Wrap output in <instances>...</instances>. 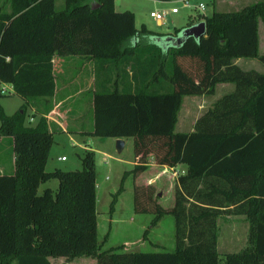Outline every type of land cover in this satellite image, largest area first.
<instances>
[{"label": "trees", "instance_id": "trees-1", "mask_svg": "<svg viewBox=\"0 0 264 264\" xmlns=\"http://www.w3.org/2000/svg\"><path fill=\"white\" fill-rule=\"evenodd\" d=\"M6 2L8 10L0 8V82L23 103L9 115L0 105V135L10 138L13 154V171L0 173V264H52L49 257H89L95 264H264V72L233 63L256 58L264 65L257 51L264 0L198 14L204 33L179 42L192 23L167 33L136 28L133 13L116 11L113 0H63L60 9L54 0ZM55 55H87L94 62L92 123L82 134L132 138L135 162L123 172L109 213L126 174L137 177L149 158L160 167L184 166L167 208L154 184L133 186L134 210L154 213L151 224L172 216L173 250L100 248L94 151L83 150L80 169L44 170L52 131L43 115L54 93ZM186 61L194 67L186 68ZM224 82L233 90L217 98L193 130L174 131L183 95H210ZM37 100L43 108L34 110L33 125L25 124L27 106ZM49 179L57 180L56 189L38 194ZM222 213L242 214L248 229L242 248L220 255L216 221Z\"/></svg>", "mask_w": 264, "mask_h": 264}, {"label": "rangeland", "instance_id": "rangeland-1", "mask_svg": "<svg viewBox=\"0 0 264 264\" xmlns=\"http://www.w3.org/2000/svg\"><path fill=\"white\" fill-rule=\"evenodd\" d=\"M254 0H187L188 6L182 7L180 1H172L163 4L162 8L177 6L176 14L164 16L165 23L156 26L155 20L148 15L152 5L149 0H115L116 11L133 10L134 25L139 28L140 24L144 23L154 30H170L173 28H182L188 23H196L198 14L209 15L211 11H233L247 5ZM201 3L202 8L197 5ZM55 9H60L63 6V0H54ZM0 8L3 11L8 10L6 0H0ZM162 8H158L161 11ZM257 51L259 54L264 53V22L258 20L257 23ZM185 57H179L181 62ZM237 64L243 70H255L264 72V65L256 58H239ZM80 65L73 62L71 69L68 70L70 76L75 74ZM186 68L194 67L193 62H184ZM103 78V74L99 73L98 79ZM77 81L73 83L76 84ZM98 84V80H97ZM232 86V84H230ZM221 88L216 87L214 99L218 98L221 93ZM84 92L83 95H87ZM82 95V96H83ZM23 103V100L16 95H4L0 97V105L5 114L9 115L18 109V106ZM191 103L186 97H183L181 107L178 111L179 124L175 127L176 131H186L189 123H191L197 114H190ZM27 112L25 115V124L27 122ZM74 119V118H73ZM52 120V119H51ZM83 121L82 126L86 124V117L80 118ZM80 121H73L70 125H78ZM182 122V123H181ZM68 124V125H69ZM31 125V124H30ZM8 136L0 135V170L3 164L9 161L11 153V143ZM77 144H85L87 150L94 151V171H95V213H96V238L101 244V249H107L122 245L123 251H171L174 248V224L170 214H163L159 217L155 224H151L154 213L152 212H137L134 210V184H144L146 177H153V174L160 173L154 186L155 191L159 190V204L167 208L173 202V186L174 179H168L170 171L163 170L162 167L153 163L151 158L148 162L153 164L147 166L146 170L142 171L137 177H132L131 174H126L122 181L120 192L115 195L112 212L109 213V203L113 198V194L119 187L120 179L124 171H128L134 165L135 159L132 153V138L128 137L124 140V145L120 151H116L114 139L111 137L89 136L82 137L74 136L72 138ZM71 139V140H72ZM69 140V135L61 131L52 132V144L49 148L44 170L51 171L54 168L61 170H77L80 169L79 156L83 153V149L72 145ZM63 155L65 160H56V156ZM170 180V181H169ZM49 187L53 191L57 187L56 179H49L42 182L37 187L39 194L43 188ZM218 237L216 248L220 255L226 252L237 251L246 243V234L248 223L242 214L222 213L217 218ZM146 233L144 234V231ZM106 235L102 242L103 236ZM52 264H95L94 259L89 257H76L71 260H66L64 257H49Z\"/></svg>", "mask_w": 264, "mask_h": 264}, {"label": "crops", "instance_id": "crops-1", "mask_svg": "<svg viewBox=\"0 0 264 264\" xmlns=\"http://www.w3.org/2000/svg\"><path fill=\"white\" fill-rule=\"evenodd\" d=\"M149 1L152 3V5L156 4V7L151 8L149 11H159L158 8L164 7L162 6L163 4H167L175 0H167V1L149 0ZM113 4H114V9L116 10L115 0H113ZM169 8H162L161 10L168 11ZM131 12L134 15V11L131 10ZM177 12L167 13L166 15L176 14ZM144 25L147 29L152 30V31L163 32V33L170 32V30L168 29L154 30L150 28L149 26H147L146 24ZM155 25L159 26L156 21H155ZM75 60H76V63L80 65L79 66L80 70H78L75 74L70 76L68 70L71 69L70 66H72ZM238 60L239 58L234 59L233 63L239 67V65L237 64ZM51 62H52V75L54 79V93L49 102V109L46 112V114L43 115L46 118L48 129L52 132H56L59 130L62 133L69 135V140H71L74 136L82 137L84 136V134L82 133L85 131H88L92 123L91 97H92V92L94 90V73H95L94 62L87 55H62V56L55 55L52 57ZM99 71L100 70H98V72ZM75 81L77 82L75 85H73ZM99 82H101V79H98V85H99ZM230 84L232 83H229V82L217 83L214 86L213 93L210 95H204V94L203 95L202 94L201 95H183L182 99L183 97H186V99H188L191 103L192 109L190 111V114L193 113V114H197L198 116H195L193 121L189 123V126L186 131H176V130L174 131L188 132V131L193 130V124L195 120L203 112H205L208 108H210L211 104L217 99V98L214 99L213 97L216 87L219 86L222 89L221 93L218 94L222 96L223 94L229 93L233 90V84L232 86ZM0 87H4L7 91H9L8 94H4V95H14L12 94L10 84L0 82ZM84 92L85 93L88 92L87 95H83ZM181 104H182V100H181ZM42 108L43 107L40 101L38 100L33 101V102L30 101L29 105L27 106V114H28L27 122H30V124L33 125L36 122L37 117H38L37 113L34 114V110L35 109L41 110ZM83 116L86 117L85 126H82L83 121H80V118ZM77 120L81 122L79 125L78 123L73 126L70 125L72 124L73 121H77ZM178 124H179V116L177 112V120L174 125V129ZM126 138L128 137L121 138L123 140V145H124V140ZM112 139L115 140L116 138H112ZM71 141H72V145L78 146L82 148L83 150L86 149V146H84L85 144H79V143L76 144L73 139ZM60 156L62 155H59V156L57 155L56 160H58ZM152 165L153 164L151 163L148 164V166H152ZM162 169L166 171H170V175L168 176V179H171V180L175 179L176 175L184 173V170H185L182 164H177L173 167L163 166ZM12 171H13V154L11 151V153L9 154V161L6 163V165L3 164V167H1V170H0V173H11ZM159 174L160 173L158 174L154 173L153 177H150L151 174L148 175L149 177H146L147 180L145 183L155 184L157 178L159 177ZM95 187H96V182H95ZM95 217H96V213H95Z\"/></svg>", "mask_w": 264, "mask_h": 264}, {"label": "water", "instance_id": "water-1", "mask_svg": "<svg viewBox=\"0 0 264 264\" xmlns=\"http://www.w3.org/2000/svg\"><path fill=\"white\" fill-rule=\"evenodd\" d=\"M204 33V22L203 21H197L194 24L188 25L184 27L181 30L180 35L175 39L176 42H179L182 40L183 37L186 36H193L195 38L201 36ZM115 149L116 151H120V149L123 146V140L121 138H116L114 140Z\"/></svg>", "mask_w": 264, "mask_h": 264}, {"label": "built area", "instance_id": "built-area-1", "mask_svg": "<svg viewBox=\"0 0 264 264\" xmlns=\"http://www.w3.org/2000/svg\"><path fill=\"white\" fill-rule=\"evenodd\" d=\"M181 2V6L182 7H187L188 6V3H187V0H180ZM199 8H202V4L199 3L197 5ZM178 8L177 6H172L168 9V11H165V10H161V11H149L148 15L150 17H152L157 23L158 25H162L165 21H164V16L167 14V13H175L177 12ZM9 91H7L4 87H0V93H2L3 95L4 94H8ZM59 160H65L64 159V156H60L59 157Z\"/></svg>", "mask_w": 264, "mask_h": 264}]
</instances>
